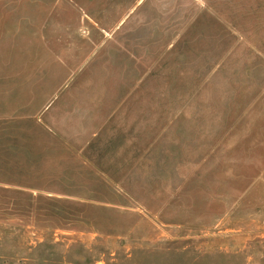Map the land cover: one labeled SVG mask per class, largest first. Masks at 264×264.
Instances as JSON below:
<instances>
[{"label": "rangeland", "instance_id": "rangeland-1", "mask_svg": "<svg viewBox=\"0 0 264 264\" xmlns=\"http://www.w3.org/2000/svg\"><path fill=\"white\" fill-rule=\"evenodd\" d=\"M0 264H264V0H0Z\"/></svg>", "mask_w": 264, "mask_h": 264}]
</instances>
